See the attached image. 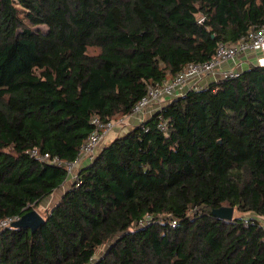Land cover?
I'll use <instances>...</instances> for the list:
<instances>
[{"label": "trees", "instance_id": "obj_1", "mask_svg": "<svg viewBox=\"0 0 264 264\" xmlns=\"http://www.w3.org/2000/svg\"><path fill=\"white\" fill-rule=\"evenodd\" d=\"M262 25L264 0H0V221L69 181L32 148L73 160L93 116ZM70 182L34 231L0 227V264H264V65L187 89Z\"/></svg>", "mask_w": 264, "mask_h": 264}, {"label": "built area", "instance_id": "obj_2", "mask_svg": "<svg viewBox=\"0 0 264 264\" xmlns=\"http://www.w3.org/2000/svg\"><path fill=\"white\" fill-rule=\"evenodd\" d=\"M249 51H261L264 53V25L249 32L246 39L238 43L227 44L218 42L215 52L210 59L198 63H187L170 80L149 86L146 94L139 99L128 115L106 121L100 119L98 116H93L91 118L93 130L83 141L73 160H62L57 155L51 156L47 152L39 153L36 148H32L28 153L40 161L63 166L66 170L68 180L76 181L77 171L80 165L85 161H90L95 158L98 153L97 148L105 137L111 133L117 125L121 124L126 117H135L139 123L159 111L171 99L181 95L187 89L205 86L206 84L202 85V83L213 80L216 81L237 77L241 71V68L236 69L241 64L239 57ZM254 61L256 64L264 65V56L257 57ZM228 63H232L234 66L223 68ZM163 103L164 105H161ZM158 126L163 129L165 124L160 123ZM258 217L261 221L262 218H264V216L259 215ZM19 218L20 217H14L1 220L0 227L9 225ZM245 222H247V220H245ZM136 224L138 226H143L145 225V221H139ZM171 224L173 225L174 221H172Z\"/></svg>", "mask_w": 264, "mask_h": 264}, {"label": "rangeland", "instance_id": "obj_3", "mask_svg": "<svg viewBox=\"0 0 264 264\" xmlns=\"http://www.w3.org/2000/svg\"><path fill=\"white\" fill-rule=\"evenodd\" d=\"M34 29H40L41 31H46L47 27L45 25H39V26L34 27ZM89 50L92 51V48H90ZM189 85H191V84H189ZM125 124H126L125 122H121V124L117 125V127L115 129H113L111 131V133L108 134V136L105 137V139L100 144V146L101 147L104 146L106 143H109L111 140H113L116 136L120 135L119 133H121V131L124 129ZM128 126L133 127L134 125L127 123V127ZM99 147L97 148L98 152L101 149V147L100 148ZM70 181L71 180L65 182L66 184H64L63 186H61L58 189H55L51 195H49L44 200H42L38 205L34 206L33 209L36 210L43 217L45 215L46 211L58 201V199L60 198L64 189L67 188V186L71 183ZM247 214L248 213H246V215ZM238 215H241V214L234 209L233 210V216H238ZM262 223L264 225V218H262ZM104 249H105L104 246H100L96 251L95 257L99 256L103 252Z\"/></svg>", "mask_w": 264, "mask_h": 264}, {"label": "water", "instance_id": "obj_4", "mask_svg": "<svg viewBox=\"0 0 264 264\" xmlns=\"http://www.w3.org/2000/svg\"><path fill=\"white\" fill-rule=\"evenodd\" d=\"M233 207L221 206L211 210V213L221 219L229 220L233 216ZM44 222V218L34 209L26 210L19 219L11 223L12 227H28L31 231H34L41 223Z\"/></svg>", "mask_w": 264, "mask_h": 264}, {"label": "crops", "instance_id": "obj_5", "mask_svg": "<svg viewBox=\"0 0 264 264\" xmlns=\"http://www.w3.org/2000/svg\"><path fill=\"white\" fill-rule=\"evenodd\" d=\"M263 56H264V53L261 52V51H257V52L249 51V52H246L242 56L239 57L241 64L236 69H240L241 68V70H242L243 68L247 67L248 63H250V62L254 63L255 62L254 61L255 58L263 57ZM230 66L233 67L234 65H232V63H228L223 68H227V67H230ZM205 84H206V82L202 83V85H205ZM161 105H164V103L161 104ZM123 122H125L126 124L124 126V129L121 131V133H119L120 135L124 134L125 132H127L128 130H130L132 128V127H129V126L127 127V123H130L131 125L132 124L135 125V124L138 123V120L135 117L129 116V117H126Z\"/></svg>", "mask_w": 264, "mask_h": 264}]
</instances>
